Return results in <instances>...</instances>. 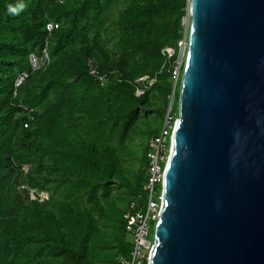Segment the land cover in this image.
Wrapping results in <instances>:
<instances>
[{
  "label": "trees",
  "instance_id": "obj_1",
  "mask_svg": "<svg viewBox=\"0 0 264 264\" xmlns=\"http://www.w3.org/2000/svg\"><path fill=\"white\" fill-rule=\"evenodd\" d=\"M18 2L24 9L9 14ZM188 7L189 0H0V264L131 259L126 215L147 211L150 143L172 98L173 120L179 115L177 57L164 51L184 38ZM50 21L60 24L51 62L33 71L29 55L43 49Z\"/></svg>",
  "mask_w": 264,
  "mask_h": 264
},
{
  "label": "water",
  "instance_id": "obj_2",
  "mask_svg": "<svg viewBox=\"0 0 264 264\" xmlns=\"http://www.w3.org/2000/svg\"><path fill=\"white\" fill-rule=\"evenodd\" d=\"M188 9L149 264H264V0Z\"/></svg>",
  "mask_w": 264,
  "mask_h": 264
},
{
  "label": "built area",
  "instance_id": "obj_3",
  "mask_svg": "<svg viewBox=\"0 0 264 264\" xmlns=\"http://www.w3.org/2000/svg\"><path fill=\"white\" fill-rule=\"evenodd\" d=\"M60 27V24L54 21H50L46 25L47 35L45 37V45L40 53L33 52L29 55L30 67L33 71H39L45 69L51 62L49 46L52 38V33ZM165 54L171 55L169 48L165 49ZM93 74H96V71L92 70ZM27 76V73L19 74L16 86H20L23 83L24 78ZM102 80L103 78L100 77ZM143 80L147 79L142 78ZM154 82V79L151 80V84ZM169 116V113H168ZM168 116L165 122V125L161 133L155 137L150 145L152 151L149 154L150 157V196L148 199L147 211L146 213L133 210L126 215L127 218V230L134 235V248L131 253V259L125 260L122 259L124 264H149V259L151 255L152 248L151 241L149 236L151 234V221L153 218L158 219L160 211L156 215L155 212L158 208L161 209L163 193L157 192V186L163 184L164 174H165V165L167 162L169 154L168 146L171 143V121L168 120ZM173 132V131H172ZM170 147V146H169ZM134 209V205H133Z\"/></svg>",
  "mask_w": 264,
  "mask_h": 264
},
{
  "label": "rangeland",
  "instance_id": "obj_4",
  "mask_svg": "<svg viewBox=\"0 0 264 264\" xmlns=\"http://www.w3.org/2000/svg\"><path fill=\"white\" fill-rule=\"evenodd\" d=\"M183 23H184V26H185V36H184V38L181 41H179L177 48H169L170 53H171V55H169V57L175 56V55L177 57L176 58V61L173 64V69H174V74H175L176 80L180 76H182V69H183V66H184V63H185V56H186V53H187V43H188L189 28H190V20H189V15L188 14L185 16V18L183 20ZM173 101H174V98H172V103H173ZM177 119H178V117H176L173 120V116L171 115V110H170L169 116H168V120L169 121H172L173 120V123L175 124L176 121H177ZM169 146H168L167 155L170 154L171 143H170ZM159 211H160V208H158V210L155 212V214L157 215ZM153 220H155V222L157 221L156 218H153ZM149 238H150L149 240L152 243L151 244V247H150V249H151L152 246H153V244H154L153 243L154 242V240H153L154 239V232L151 231V234H150Z\"/></svg>",
  "mask_w": 264,
  "mask_h": 264
},
{
  "label": "clouds",
  "instance_id": "obj_5",
  "mask_svg": "<svg viewBox=\"0 0 264 264\" xmlns=\"http://www.w3.org/2000/svg\"><path fill=\"white\" fill-rule=\"evenodd\" d=\"M24 9V4L22 2H18L16 5H9L8 12L11 15H18Z\"/></svg>",
  "mask_w": 264,
  "mask_h": 264
}]
</instances>
